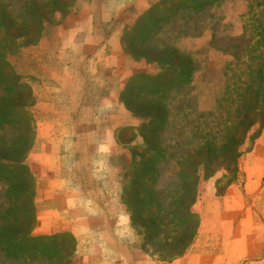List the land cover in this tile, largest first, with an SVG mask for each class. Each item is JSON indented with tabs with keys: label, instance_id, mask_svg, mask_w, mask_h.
<instances>
[{
	"label": "rangeland",
	"instance_id": "rangeland-1",
	"mask_svg": "<svg viewBox=\"0 0 264 264\" xmlns=\"http://www.w3.org/2000/svg\"><path fill=\"white\" fill-rule=\"evenodd\" d=\"M48 1L0 0V11L8 16L5 23H11L7 33L0 28V60L17 70L20 81L31 88L35 98V105L29 111L35 120L33 146L36 153L50 151L60 154L61 168L57 167V170L67 179L70 188L83 187L90 216H97L101 209L112 215L125 212L132 226L124 238L142 253L153 256L162 249L166 250V244H181L185 240L182 237L185 225L170 223L171 216L168 215L170 211H181L172 205L176 188L180 186L176 163L202 147L220 148L240 121L254 118L257 124L249 131V139L239 147L238 174L232 172L224 176L218 171L212 177L201 179L191 210L197 216V230L199 225L211 220L217 228L235 223L241 207L249 210V221L259 219L264 222V192H259L264 191V169L244 166L247 159L252 160V152L259 150L258 153L264 154V107L260 113L247 110L248 94L244 91L248 85L255 87L254 73L258 68H264V34H261L264 31V0H216L199 11L180 8L160 24L159 30L148 32L150 45L170 46L193 65L188 82L166 88L162 97L146 95L149 105L159 102L168 115L167 124L148 136L149 145L137 136L140 122L129 112L135 125L119 127L108 138L98 136L103 129L113 127L114 117L120 115L118 108H100L97 99L101 92L113 85L116 87L117 80L122 81L124 77L107 74L109 64H84V30L105 37L116 27H133L149 9V3L155 0H91L87 5L89 0H77L71 14L57 15L55 20L51 18V12L56 7L63 8L67 1L52 5H48ZM31 2L40 13L36 16L35 8L31 6L30 14L22 17L25 4L28 6ZM85 16H91L92 20H84ZM39 17L43 21L40 22ZM135 41L139 46L146 44L141 33ZM110 48L106 44L99 56L110 54ZM96 57V54L92 56ZM122 66L123 69L128 65ZM158 71V67L157 71L151 69L152 76ZM8 86L6 81H0V100L11 98L0 112L10 105L23 106L27 102V90L10 95L6 92ZM127 92V95L131 93L127 97L129 103L132 100L142 106L143 90L137 94L138 88L133 87ZM123 115L120 116L121 122ZM66 128L72 129L67 138L64 136ZM244 130L245 127L239 128L238 135L242 136ZM17 131L12 125L0 126V155L5 170L15 163L8 160L11 155L4 150ZM63 137L65 139L61 141ZM134 137L136 140L132 142ZM101 139L108 144L109 153L94 151ZM75 143L79 148L84 145L83 154L74 151ZM156 146L162 151L157 153L153 163L155 174L142 180L144 185L138 187L139 168L132 163V154L138 160L149 158L153 154L147 148ZM65 148H69L67 152L63 151ZM36 153L30 151L24 162L31 174ZM201 159L194 161L200 163ZM206 162L214 167L227 166L230 159L220 155ZM6 176L4 172L0 176V231L14 220L21 219L20 226L17 223L13 230L21 234L26 228L22 224L24 215L21 212L25 196L7 197L10 179ZM246 176L262 179L259 190L252 189L251 193L245 194ZM147 186L155 191L152 196L145 192ZM212 191L214 196H209ZM236 196L237 201L230 202V209L224 212L228 200ZM128 204L130 208H127ZM208 210L215 215L213 219H208ZM202 229L208 231L209 226ZM73 241L72 238H59L55 243L72 246ZM262 243L264 239H258L254 247L259 248ZM153 257L158 261L156 256ZM63 263L61 260L59 264ZM0 264H48V261L43 256L11 259L0 250Z\"/></svg>",
	"mask_w": 264,
	"mask_h": 264
},
{
	"label": "trees",
	"instance_id": "trees-1",
	"mask_svg": "<svg viewBox=\"0 0 264 264\" xmlns=\"http://www.w3.org/2000/svg\"><path fill=\"white\" fill-rule=\"evenodd\" d=\"M61 0H49L48 5L57 4ZM63 8H54L51 12V18L55 20L56 16L64 17L73 12L77 0H64ZM71 1V2H70ZM216 0H155L149 3L150 7L146 10L134 23L133 27L124 28L123 34L120 39L121 49L124 54L129 56L134 61H145L149 64H154L158 67V74L155 76L150 75H136L131 77L123 91L121 92L120 101L125 109L131 114V116L140 122V128L138 129L137 136L143 140V143L148 144V136H152L157 130H161L166 124L168 115L159 102H152L148 104V98L163 96L166 88L173 86L177 83H186L189 81L193 72V65L191 61L182 56L176 49L165 46L164 44L159 47L150 45L148 42L149 31L159 30L160 24L165 22L169 17L174 16L178 9H190L193 11H199L202 7L213 4ZM32 6L35 15L40 12L36 8L37 6L31 2L28 6H24L22 17L28 13ZM47 6V5H46ZM64 11V12H63ZM157 12V13H156ZM38 13V14H36ZM8 17L4 12L0 11V28L7 33V30L11 27L10 22H6ZM40 22L43 21L39 17ZM262 31V30H261ZM141 33L143 35V42L146 40V44H136L135 38ZM264 34V31L261 32ZM260 34V35H261ZM37 40L34 42L36 43ZM1 46V45H0ZM23 46V45H22ZM0 56L1 53H0ZM264 65V64H262ZM255 84L254 88L248 85L244 91L248 94L246 99V108L252 112L260 113L261 107H264V68H258L255 71ZM17 70L13 69L6 61L0 60V81L7 82L8 88L7 94L18 93L22 90H27V102L23 106L10 105L2 108L0 112V126L12 125L17 128V135L14 139L7 144L4 153L10 158L11 162H15L7 166V170L1 162L3 158L0 155V176L7 175L6 178L10 179L8 182L10 185L7 189V197L12 196H25L24 204H22L21 212L23 213L24 220L22 224L26 227L21 234L13 232L16 224L20 223L21 219L14 220L13 223L4 226L0 231V250L5 254L7 258L19 259L27 256L29 259L33 256H43L48 261V264H59L61 260H64L63 264H69L71 257L74 254V241L72 246L57 245L55 241L59 238H69L67 235H56L50 237H33L31 235L32 227L34 226L35 218V206L33 202L34 194V177L31 172L24 165L27 155L32 150L35 141V120L29 109L35 105V98L32 95L31 88L26 86V83L20 81ZM133 87L138 88V93L141 90L144 91L145 96L141 97V105L135 104L134 101L127 100V91ZM126 94V97H124ZM11 98L4 97L0 100V108L5 103H9ZM140 103V102H139ZM148 104V106H147ZM245 104V101H244ZM145 106V107H144ZM151 106L149 111L148 107ZM136 107V108H135ZM245 120V119H244ZM247 120V119H246ZM240 121L234 132L226 140V143L220 148H200L195 153L185 156L183 160L176 163L177 178L180 181V186L176 188L175 198L172 201V205H176L177 208H181L179 213L170 211L168 213L171 216L170 223H180L185 225L182 231V237L185 240L181 241V244H166V250L162 249L153 256L158 258L160 262H170L177 257L183 255L192 241L197 235V216L192 212V207L197 197L198 182L205 177H212L218 171L224 176H229L232 172L238 174L240 150L239 147L243 145V141L249 139L248 133L257 124V120L249 118L248 121ZM259 126V124H258ZM244 128L242 136H239L237 131L239 128ZM261 126H259L260 128ZM135 138V139H134ZM132 139V142L136 140V137ZM150 153L153 155L149 158L134 159L132 154V163L139 168L138 181L136 186L140 187L144 185L142 180L155 174L153 163L155 162L156 155L162 151L159 146L148 147ZM9 152V154H8ZM227 156L230 159V164L225 166H211L207 159L211 157L218 158L219 156ZM8 157V156H7ZM210 157V158H209ZM202 158L200 163H196L194 159ZM20 181H24L22 183ZM145 192L151 196L155 193L152 188L148 186L145 188ZM23 196V197H24ZM127 208H130L128 204ZM20 226V225H19ZM180 240V239H179ZM71 249V250H70ZM70 251V252H69ZM168 251H172L169 255L164 256ZM69 252V254H66Z\"/></svg>",
	"mask_w": 264,
	"mask_h": 264
},
{
	"label": "crops",
	"instance_id": "crops-1",
	"mask_svg": "<svg viewBox=\"0 0 264 264\" xmlns=\"http://www.w3.org/2000/svg\"><path fill=\"white\" fill-rule=\"evenodd\" d=\"M90 1H87L86 5L90 4ZM89 18L85 16L84 20ZM123 27L112 29L113 31L105 37L104 34L99 36L97 32L84 30V64H109L107 74L124 77L122 81L117 80L116 87L113 85L112 88L108 87L107 91L101 92L97 99L100 108H118L117 112L120 116L124 113L122 122V118L116 116L113 127L98 133L101 138L112 136L119 127L135 125V121L120 101L122 89L131 77L152 76L151 69L155 68L157 71L154 64L129 61L120 45ZM106 44L111 46L108 49L110 54L105 57L99 56ZM95 54L97 57L92 58ZM122 64L128 66L122 69ZM64 84L67 86L66 82ZM71 131L72 129L69 128L64 129L65 138L70 137ZM65 138L63 137L61 141ZM68 149L65 148L63 151L67 152ZM31 151L37 152L35 146ZM74 151L83 154L84 145L79 148L75 143ZM94 151L109 153L108 144L101 139L94 146ZM258 151L250 154L252 160L249 162L247 159L244 163L245 167L264 169V154ZM37 154L33 155L34 160L31 163L35 184L33 202L36 208L31 235L33 237L67 235L72 238L75 249L69 264H264V243L260 244L259 248L254 247L258 239H264V222L259 219L249 221L251 219L248 218L249 210H244L243 207L235 223L221 225V228H217L212 220L208 221V224L202 223L198 227L196 237L183 255L170 262L157 261L152 255L142 253L131 246L130 240L126 241L124 238L125 233L129 234V226H132L128 215H124L125 212L120 211V214L112 215L109 211L101 209L97 216H90V206L86 204V192L83 187L70 188L67 179L62 176L59 169L57 170V167L61 168L59 153L44 151ZM261 180L254 176H246L245 194L251 193L252 189L259 190ZM214 194L215 192L212 191L209 196ZM116 197L120 200L118 194ZM236 199L237 196L228 200L224 212L230 209V202L235 203ZM206 213L209 220L215 217L210 210ZM203 226H209L208 231L203 230Z\"/></svg>",
	"mask_w": 264,
	"mask_h": 264
}]
</instances>
